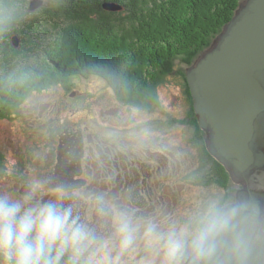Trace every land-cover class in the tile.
I'll return each mask as SVG.
<instances>
[{
	"label": "rangeland",
	"instance_id": "rangeland-1",
	"mask_svg": "<svg viewBox=\"0 0 264 264\" xmlns=\"http://www.w3.org/2000/svg\"><path fill=\"white\" fill-rule=\"evenodd\" d=\"M248 1L241 0L236 13L243 10ZM30 2L27 0L25 7ZM33 12L27 8L28 14ZM56 30L53 32V26H49L47 34H43L44 41H36H41V47L46 48L45 43L53 41ZM223 32L222 28L213 35L189 64L177 57L167 67H161L155 81L137 95L118 94L101 77L77 75L66 83L58 82L38 92H29L20 103L12 104L0 117V194L19 199L31 186L39 184L40 199L45 200L48 195L60 197L63 192L56 185L53 184V190L47 187L45 175L51 163L50 151L53 150V157L62 149H65L62 153L69 156L80 154L87 185L76 195L89 206L88 222H93L90 217L94 214L98 231L103 234L95 238L96 234L89 230L91 247L98 255L117 264H145L151 258L142 233L132 247L121 250L116 226L122 214L137 224L152 222L161 231H167L172 223H180L190 210L212 198L250 197L264 207V166L236 171L232 164L220 161L210 150L212 132L200 126L194 100L186 94L190 91L188 71L215 48ZM6 39L0 31L1 56L9 54L10 49L31 48L26 51L29 54L10 57L9 68H19L25 62L30 66L39 64L40 55L36 59L31 56L36 46L27 43L22 49L24 41L17 34L11 38L6 35ZM6 71L0 62V76ZM70 138L73 139L70 141ZM114 147L156 166L161 165L154 163L147 152H161L168 158L167 174L161 168L160 175L155 176V172L153 177L145 178L147 182L143 184L144 178L139 173L132 185H136L137 190L128 188L126 198L123 197L125 184L117 186L120 173L112 171L103 160ZM78 160L72 165L77 166ZM216 164L227 173L225 188L214 184ZM142 169L144 174L148 173L145 166ZM144 200L140 206L129 207L126 203ZM92 203L95 207H91Z\"/></svg>",
	"mask_w": 264,
	"mask_h": 264
},
{
	"label": "trees",
	"instance_id": "trees-1",
	"mask_svg": "<svg viewBox=\"0 0 264 264\" xmlns=\"http://www.w3.org/2000/svg\"><path fill=\"white\" fill-rule=\"evenodd\" d=\"M26 1L5 0L16 5L17 12L14 22L0 31L5 39L20 35L22 49L27 43L36 46L31 56L40 55V60L35 66L25 62L14 69L8 67L10 57L29 54L31 48L0 55L8 70L0 76V117L29 92L77 75L101 77L114 92L137 95L172 59L180 57L189 64L231 21L241 0H42L37 13L31 14ZM104 3H114L120 10L106 11ZM51 25L53 32L56 27L58 31L43 48L36 40L44 41ZM214 175V184L225 188L228 176L220 164Z\"/></svg>",
	"mask_w": 264,
	"mask_h": 264
},
{
	"label": "clouds",
	"instance_id": "clouds-1",
	"mask_svg": "<svg viewBox=\"0 0 264 264\" xmlns=\"http://www.w3.org/2000/svg\"><path fill=\"white\" fill-rule=\"evenodd\" d=\"M16 12L0 0V27ZM39 189L35 184L19 199L0 194V264H117L92 249L72 204L42 200ZM116 230L121 250L142 233L151 254L145 264H264V207L249 198H212L167 231L122 214Z\"/></svg>",
	"mask_w": 264,
	"mask_h": 264
},
{
	"label": "water",
	"instance_id": "water-1",
	"mask_svg": "<svg viewBox=\"0 0 264 264\" xmlns=\"http://www.w3.org/2000/svg\"><path fill=\"white\" fill-rule=\"evenodd\" d=\"M42 5V0H31L28 11ZM103 9L120 7L104 3ZM223 30L215 48L187 73L194 110L200 126L212 132L210 150L220 161L236 171L260 168L264 166V0H249Z\"/></svg>",
	"mask_w": 264,
	"mask_h": 264
},
{
	"label": "flooded vegetation",
	"instance_id": "flooded-vegetation-1",
	"mask_svg": "<svg viewBox=\"0 0 264 264\" xmlns=\"http://www.w3.org/2000/svg\"><path fill=\"white\" fill-rule=\"evenodd\" d=\"M186 94L187 96L191 97L189 90L186 91ZM72 139L73 138H70V141ZM72 144L74 145V143L71 142L70 146L73 148L74 146ZM52 148H53V144H52ZM64 150L63 149L60 150L58 155H54V157H53V150L50 151L51 163H49V167H47V169H49V172L47 175H45L48 181L47 187H50L53 190V187H55L54 185H56L57 188L61 192H63V194L60 197L56 196V198L61 199L65 204H72L74 207V213L78 217L79 222L82 224H85L88 227V229L92 231V234L94 232L96 234V235L94 234L95 238H101L103 234L102 232L98 231L95 215L94 214L91 215L92 217L90 218L93 220V222L89 223L90 221L88 222L87 220V216L89 214L88 213L89 206L87 203L81 202L79 196L76 195V192L84 190L87 185V180L85 178L87 173L80 166V163H81L80 154H77L76 157L69 156L65 154V152L62 153ZM147 153H148L147 156H149V158H151V160L154 163H157L161 166L152 165V163L150 164L148 162L143 163V161H139L137 159V156L135 154H132V153L124 154L122 153L121 150H118L115 147L112 152L107 153L105 154V156H103L104 162L105 160L108 162V165L112 167V171L120 173V175H118L119 176L118 181L119 180L120 181L117 183V186L120 187L122 182L125 184V190H124L125 192L121 194L123 197L126 198V190L128 188H135V190H137L136 185L135 187H133L132 185H133L134 179L137 181L136 177L139 176V173H141L144 178L142 180L143 184H146L147 182L145 178L149 179L150 176L153 177V174L155 172H156V174H154L155 176L160 175L161 168L163 169V172L167 174L168 158L158 151H155V152L152 151V152H147ZM53 159L56 163L55 166L53 165ZM76 159H79L77 161L78 165L73 166L72 163L75 162ZM144 166L146 167V170L148 171L147 174L143 173L144 170L142 168ZM35 176H36V173H35ZM122 176H124V178ZM37 177L38 179L41 178L39 173H37ZM53 178L55 179L54 181H53ZM64 182H66L67 184H64ZM50 198H53V195L46 196L45 200H48ZM144 202L145 200L141 203L140 202L138 203L126 202V203L129 207H132L131 205L140 206ZM94 204L95 203H92L91 207H95L93 206ZM150 207L152 209V206ZM149 210L150 208L147 209V211Z\"/></svg>",
	"mask_w": 264,
	"mask_h": 264
}]
</instances>
